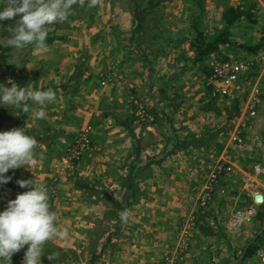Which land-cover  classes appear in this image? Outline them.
<instances>
[{
    "label": "rangeland",
    "instance_id": "rangeland-1",
    "mask_svg": "<svg viewBox=\"0 0 264 264\" xmlns=\"http://www.w3.org/2000/svg\"><path fill=\"white\" fill-rule=\"evenodd\" d=\"M263 5L264 0H95L94 5L92 0H74L67 20L47 26L44 50L8 46L10 28L19 17L0 22V46L9 48L6 63L21 86L55 92V99L43 106L29 102L28 113L0 107V131L24 127L38 141L32 168L5 176L10 182L22 175L28 179L42 168L48 176L40 184L52 193L49 205L56 226L68 232L64 239L48 241L41 259L49 262L53 256V264L156 263L162 255L152 261L148 248L156 246L166 229L173 232L175 246L180 226L197 215L199 195L227 152L234 158L232 169L221 176L195 231L210 233V243L199 242L195 258L209 264L256 263L253 254L264 231L237 247L222 231L239 230L233 225L234 213L252 205L242 196L238 199L239 194L233 196L245 184L236 177V165L247 172L261 167L258 175L264 182V123L255 122L263 104L238 147L230 135L239 100L213 97L205 77L217 60L249 58V49L256 48L251 57H258V66L245 82V95L257 85L264 100ZM233 10L244 16L227 28L231 44L200 58V36L204 43L215 38ZM84 65H96L99 72L83 75ZM82 76L93 82L87 96L97 91L99 100L82 103ZM135 78L137 84L131 80ZM9 80L16 83L0 62V83L11 87ZM132 99L151 122L133 116ZM41 110L43 118H36ZM82 112L93 113L86 131L90 145L69 163L68 150L82 133ZM224 204L229 214L214 216ZM121 213L127 214L123 220ZM14 255L22 264L23 253ZM132 258L134 262L128 260Z\"/></svg>",
    "mask_w": 264,
    "mask_h": 264
},
{
    "label": "clouds",
    "instance_id": "clouds-1",
    "mask_svg": "<svg viewBox=\"0 0 264 264\" xmlns=\"http://www.w3.org/2000/svg\"><path fill=\"white\" fill-rule=\"evenodd\" d=\"M73 3L74 0H0V22L19 17L15 27L10 28L8 46L23 49L35 45L39 50L46 49L47 26L67 20ZM94 4L95 0H92ZM7 83L11 87L0 83V107L28 113L29 102L43 106L55 99L52 89L35 90L11 80ZM35 116L43 118L44 112L38 111ZM37 143L36 138L26 134L24 127L0 131V185L9 182L10 177L5 174L11 170L24 166L32 168L36 163L34 149ZM17 183L20 188L29 190L18 194L0 211V264H11L12 256L25 246L22 264H41L45 244L54 238H66L68 232L57 228L44 185L23 180ZM257 198L264 199V195L258 194ZM126 215L121 213V219ZM48 259L52 260L53 256Z\"/></svg>",
    "mask_w": 264,
    "mask_h": 264
},
{
    "label": "built area",
    "instance_id": "built-area-1",
    "mask_svg": "<svg viewBox=\"0 0 264 264\" xmlns=\"http://www.w3.org/2000/svg\"><path fill=\"white\" fill-rule=\"evenodd\" d=\"M264 46V36H263ZM258 66V57L254 58H227L217 60L209 69L205 77V87L213 97L221 99H237L238 114L236 116V126L230 135L231 143L238 147L244 144V132L247 129L248 122L257 116L258 109L263 104V97L257 85H252L248 94L246 93L245 82L253 70ZM264 75V68L261 71ZM244 96V97H243ZM240 98L242 100L240 101ZM132 114L141 121L151 122L152 117L146 112L137 100L132 99ZM90 141L86 131L80 133L67 153L69 163L76 162L82 154L89 148ZM233 156L230 153H224L221 159L215 164L198 198L196 216L189 218L180 226L173 250L162 255L159 261L154 264H177L190 248L195 235L198 217L204 215L211 204L215 188L221 176L231 171L233 165ZM261 167L256 166L254 172L259 174ZM47 188V187H46ZM48 194L51 192L47 188ZM256 193L251 200V206L238 210L233 215V225L241 228L249 223L256 214L257 206H264V199H258ZM253 256L256 259L255 264H264V237L256 247ZM234 264H242L237 261Z\"/></svg>",
    "mask_w": 264,
    "mask_h": 264
},
{
    "label": "crops",
    "instance_id": "crops-1",
    "mask_svg": "<svg viewBox=\"0 0 264 264\" xmlns=\"http://www.w3.org/2000/svg\"><path fill=\"white\" fill-rule=\"evenodd\" d=\"M251 56H254V54L252 53ZM99 60L101 61V57L99 58ZM96 68H98L96 65L94 66L93 69H88L84 65V66H82V74L83 75H85L87 73H90V74L96 73L97 74L99 72V70ZM131 80L133 81V84H137L139 79L135 78V80L134 79H131ZM92 84H93L92 81L88 82L85 79V77L82 76V103H87L89 100L91 101V99L99 100L101 98V94L99 95V92H97V91L91 92L87 96L86 89L88 87L90 88V86H93ZM263 102H264V100H263ZM263 110H264V103H263V107H262V113H261V115L259 114L260 117L259 118L257 117L255 122L257 121L258 123L259 122L264 123V113H263L264 111ZM92 114L93 113L86 116V113L82 112V132L87 131V126H90V124H92L90 121L92 118L91 117ZM78 128H79V126H78ZM240 166L241 165H236V168H235V172H237L236 177H238V179L243 181L245 184L243 187H241L239 189L240 192H238L236 194L234 192L233 196L235 197L237 194H239L238 199L242 196L243 200L246 199V202H249V200L251 201L253 199V196L256 193H260V194L264 195V182L261 181V179L259 178V175L256 174L254 171L253 172L252 171L247 172L241 168L242 166L241 167ZM46 176H48L47 173H45L42 168H38L37 174L35 176H32V178L26 179L24 177V175L18 177L17 179L14 178V180L11 181V184L13 185V188L11 190L2 189L0 191V211H3L6 208L7 203L10 200H14L18 194H22L23 192L26 191L27 188H20L19 187V185L17 183L18 181H22V180L23 181H34V183L40 184L46 178ZM227 194L229 196L228 200H230V188H229ZM227 207H229V205L224 204L221 212H219V211L215 212L213 215L218 216V217H223V218L226 217L229 214ZM225 227L227 228V225H225ZM84 228L86 231V232L84 231V233H87L88 227L84 226ZM241 228L239 230L235 231L233 234L230 233L229 228H228V230L224 229L225 231H222V233L225 236H227L228 238H232L233 242L235 243L234 246L239 245V244L241 246H243L247 242H251L254 239L255 234H259L260 232L264 231V206H257L255 216L252 218V220L249 223L244 224ZM209 234L206 235L204 229L197 230V232L195 233L194 241H192V243H191L190 250L183 257V259L180 261V262H182L181 264H209V263L204 262V261L201 262L199 260V258H195V256H196L195 254L197 252L196 247L198 246L199 242L202 241L205 244L210 243ZM158 236H159V240L157 242H155V243H157L156 246H153V244H152V246H150L148 248V252H149L148 257L152 261L158 260L161 255L166 254V252L168 253L169 251H172L173 246H174V234L172 231L166 229L163 232H161ZM99 244H100L99 248H101L102 247V240H99ZM95 247L97 249V244H95ZM24 251H26V246H25V249H21L20 252H22L24 254ZM133 258H135V257H133ZM133 258L128 259V260L134 262ZM239 258H240V256L238 257V259ZM198 261H200V262H198ZM238 261H241V260H238ZM17 262H19L18 257L16 255H13L11 258V264H17ZM50 263L53 264V261L51 262V260H50L48 262V260H45V258L41 259V264H50ZM62 264H65V263L63 262Z\"/></svg>",
    "mask_w": 264,
    "mask_h": 264
},
{
    "label": "trees",
    "instance_id": "trees-1",
    "mask_svg": "<svg viewBox=\"0 0 264 264\" xmlns=\"http://www.w3.org/2000/svg\"><path fill=\"white\" fill-rule=\"evenodd\" d=\"M230 12H231L230 17H228V18H227V16L224 17L225 23H226L224 30L221 33H219L215 38H213L208 43H204V40L200 36V39H199L200 45L197 47L198 56L200 58H205L208 55H210L211 53L215 52L219 45L231 44L227 28L230 27L234 21H236L240 17L244 16V13L239 11V10H236V11L233 10ZM8 51H9V48L4 49L0 46V62L2 63L3 66L7 67L10 70L11 76L16 81V83L19 85H22L21 79L18 76L14 75V69L12 67L8 66L6 63V55L5 54ZM255 51H256V48L249 49V52H251V53H254ZM0 186L5 190H11L13 188V185L11 184L10 181L7 184L0 185Z\"/></svg>",
    "mask_w": 264,
    "mask_h": 264
}]
</instances>
